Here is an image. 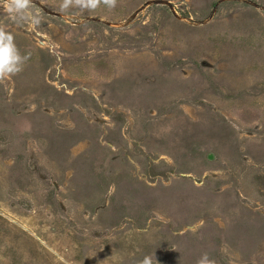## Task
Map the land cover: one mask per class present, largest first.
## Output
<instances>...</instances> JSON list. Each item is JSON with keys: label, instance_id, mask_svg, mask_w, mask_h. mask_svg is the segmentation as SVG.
<instances>
[{"label": "rangeland", "instance_id": "rangeland-1", "mask_svg": "<svg viewBox=\"0 0 264 264\" xmlns=\"http://www.w3.org/2000/svg\"><path fill=\"white\" fill-rule=\"evenodd\" d=\"M14 2L0 264H264V0Z\"/></svg>", "mask_w": 264, "mask_h": 264}, {"label": "clouds", "instance_id": "clouds-1", "mask_svg": "<svg viewBox=\"0 0 264 264\" xmlns=\"http://www.w3.org/2000/svg\"><path fill=\"white\" fill-rule=\"evenodd\" d=\"M28 6V0H16L12 5L8 6V10L10 12L16 11L19 12L20 9L27 8ZM95 6L94 4L92 5ZM64 7H67V5H64ZM81 7H88L87 4H82ZM3 35V34H0ZM7 48L9 52L14 51V47L11 44V36H7ZM22 63L21 57L16 55H9L6 56L4 49L0 48V76L2 75H14L16 72L20 70L19 65Z\"/></svg>", "mask_w": 264, "mask_h": 264}]
</instances>
